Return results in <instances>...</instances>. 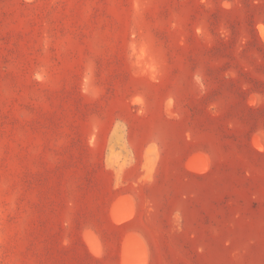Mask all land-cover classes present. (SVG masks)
Returning a JSON list of instances; mask_svg holds the SVG:
<instances>
[{"label": "rangeland", "instance_id": "374dc122", "mask_svg": "<svg viewBox=\"0 0 264 264\" xmlns=\"http://www.w3.org/2000/svg\"><path fill=\"white\" fill-rule=\"evenodd\" d=\"M149 260L264 264V0H0V264Z\"/></svg>", "mask_w": 264, "mask_h": 264}, {"label": "crops", "instance_id": "0c3cea01", "mask_svg": "<svg viewBox=\"0 0 264 264\" xmlns=\"http://www.w3.org/2000/svg\"><path fill=\"white\" fill-rule=\"evenodd\" d=\"M122 195L123 196H127V195L133 196V194L130 192H125ZM139 219L140 217H139L138 209L135 207L133 209L132 215L128 219L122 221L120 224L124 225L123 227L125 228L126 233H132L133 236L135 235L138 237V239L140 240V244L145 246V249H147V256L150 257L151 249L149 247V243H150L149 235L145 234L142 229L134 228V226L136 225V222H138ZM147 264H150V260L147 261Z\"/></svg>", "mask_w": 264, "mask_h": 264}, {"label": "bare ground", "instance_id": "6f19581e", "mask_svg": "<svg viewBox=\"0 0 264 264\" xmlns=\"http://www.w3.org/2000/svg\"><path fill=\"white\" fill-rule=\"evenodd\" d=\"M192 164H193V163H192ZM202 169H203V168H202ZM120 202H121V201H120ZM116 203H117V202H116ZM116 203H115V204H116ZM118 203H119V202H118ZM118 203H117V205H118ZM119 205H120V204H119ZM113 207H114V206H113ZM119 207H120V206H119ZM123 207H124V206H123ZM117 208H118V207H117ZM120 208H121V207H120ZM115 209H116V208H115ZM122 210H123V209H122ZM125 211H126V210H125ZM125 211H124V212H125ZM129 213H130V211H129ZM113 215H114V214H113ZM128 217H129V216H128ZM119 218H121V217H119ZM124 219H126V218H124ZM124 219H123V220H124ZM119 220H120V219H119ZM121 220H122V219H121ZM118 222H119V221H118ZM131 236H132V235H131ZM136 238H137V237H136ZM129 239H131V238L129 237ZM134 240H135V239H134ZM134 240H133L132 242H134ZM127 241H128V240H127ZM127 241H126V244H128V247H127V245H126L125 248H127L128 250H131V249L133 248V245H134L135 243L133 244L131 241H129V243H127ZM124 245H125V244H124ZM134 246H135V245H134ZM134 249H136V248H134ZM134 249H133V250H134ZM128 250H125V251L127 252ZM133 250H132V251H133ZM132 251H131V252H132ZM139 252H140V251H139ZM128 253H129V252H127L126 255H127ZM132 253H133V252H132ZM135 253H136V252H135ZM130 254H131V253H130ZM133 256H134V255H133ZM138 256H139V255H138ZM134 257H135V256H134ZM128 258H129V257H128ZM126 259H127V257H126ZM131 259H132V258H131ZM131 259H128V261L131 260ZM136 261H137V260H136ZM142 262H143V261H142ZM129 263H130V262H129ZM133 263H134V262H133ZM136 263H138V262H136ZM139 264H140V263H139ZM142 264H143V263H142Z\"/></svg>", "mask_w": 264, "mask_h": 264}]
</instances>
